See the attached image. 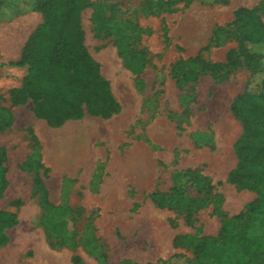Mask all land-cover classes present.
Instances as JSON below:
<instances>
[{
  "label": "rangeland",
  "instance_id": "1",
  "mask_svg": "<svg viewBox=\"0 0 264 264\" xmlns=\"http://www.w3.org/2000/svg\"><path fill=\"white\" fill-rule=\"evenodd\" d=\"M6 1L11 5L0 10V107L9 108L13 120L0 131L8 168L0 209L16 211L19 223L7 229L10 240L0 248V264L146 263L174 254L181 255L174 264H189L194 260L192 244L221 229L214 204L196 211L189 224L182 207H160L151 195L168 192L176 172L193 168L212 179L213 192L224 196L228 217L257 197L226 181L237 164L234 143L242 133L231 103L246 89L251 73L242 65L227 78L208 73L180 88L172 64L198 53L207 61H225L238 43L229 36L216 44L215 29L232 22L237 7H256L263 0H193L188 6L182 0L175 11L154 13L144 10L146 0H107L104 10L114 32L124 31L129 47L146 53L140 73L127 68L115 35L96 31L93 7L86 8V45L111 81L122 110L108 119L87 114L57 128L34 114L32 101L12 105L9 90L22 84L27 67L10 61L20 57L43 18L32 9L33 0ZM57 151L63 153L61 161L54 158ZM36 174L44 180L50 201L63 208L52 213L50 222L67 219L65 235L47 234L50 222L34 191ZM178 183L185 194L202 197L187 177ZM252 232L264 235V226L258 224ZM91 233L100 245L95 254L83 243ZM177 235L183 237L179 245L174 243Z\"/></svg>",
  "mask_w": 264,
  "mask_h": 264
},
{
  "label": "trees",
  "instance_id": "2",
  "mask_svg": "<svg viewBox=\"0 0 264 264\" xmlns=\"http://www.w3.org/2000/svg\"><path fill=\"white\" fill-rule=\"evenodd\" d=\"M107 0H33L32 9L42 14V22L28 36L20 57L10 61L13 66H26L27 72L20 86L9 90L13 106L33 103L34 114L51 127L63 126L67 121L80 120L87 114L108 119L122 110L115 97L111 81L103 74L101 63L91 54L82 28V13L93 7L92 20L96 31L105 36H116L119 55L127 68L140 73L146 66V53L129 47V36L122 30L115 31L105 14ZM182 0H146L144 10L154 13L162 10L175 11ZM193 1L188 0L186 6ZM224 1V0H222ZM10 2L0 0V10ZM264 0L256 7L240 6L234 10V19L227 25H218L214 42L221 44L233 36L237 47L230 48L225 61H207L201 53L172 64V72L181 88L197 82L201 76L212 74L227 78L244 65L251 73L246 89L231 103L233 115L242 124V133L234 143L237 164L226 181L241 189H249L257 197L245 205L240 213L228 217L222 208L224 196L214 193L215 184L198 169L189 168L175 173V184L168 192L154 191L153 201L160 207H182L187 223L191 224L196 211L213 203L214 212L222 219L216 236L204 235L193 245L194 260L189 264H264V235L253 231L256 225L264 226ZM256 87V88H254ZM13 120L11 110L0 107V131L9 127ZM37 141V137L33 136ZM7 151L0 147V197L7 186ZM32 158L28 159L31 162ZM188 180L202 194L193 198L180 189L178 181ZM177 181V182H176ZM34 191L40 195L49 223L53 212L62 207L49 199V191L42 177L34 178ZM70 210L66 205L64 206ZM63 209V208H62ZM19 223L16 211L0 209V248L10 238L7 229ZM68 220L52 221L47 226L50 238L66 234ZM183 237H175L179 245ZM88 253L95 254L100 245L94 233L83 240ZM55 246L56 242L51 240ZM180 254L157 262L137 263L123 259L119 264H174ZM79 259H77V263ZM107 263V262H106ZM109 264V263H107Z\"/></svg>",
  "mask_w": 264,
  "mask_h": 264
},
{
  "label": "bare ground",
  "instance_id": "3",
  "mask_svg": "<svg viewBox=\"0 0 264 264\" xmlns=\"http://www.w3.org/2000/svg\"><path fill=\"white\" fill-rule=\"evenodd\" d=\"M80 147V146H79ZM86 149V148H85ZM83 151V150H82ZM55 153V156H54V158L57 160V161H61V159L63 158V153H61L60 151H57V152H54ZM73 154H74V152H73ZM79 154V153H78ZM80 155H82L81 153H80ZM80 158H81V156H80ZM79 160V159H78ZM82 160H83V158H82ZM82 160L80 159L79 161H78V163H81L82 162Z\"/></svg>",
  "mask_w": 264,
  "mask_h": 264
},
{
  "label": "crops",
  "instance_id": "4",
  "mask_svg": "<svg viewBox=\"0 0 264 264\" xmlns=\"http://www.w3.org/2000/svg\"><path fill=\"white\" fill-rule=\"evenodd\" d=\"M27 40V39H26ZM26 42V41H25ZM25 44V43H24Z\"/></svg>",
  "mask_w": 264,
  "mask_h": 264
}]
</instances>
